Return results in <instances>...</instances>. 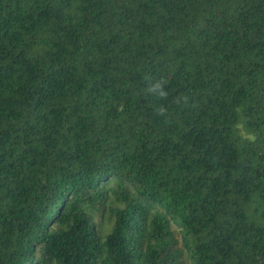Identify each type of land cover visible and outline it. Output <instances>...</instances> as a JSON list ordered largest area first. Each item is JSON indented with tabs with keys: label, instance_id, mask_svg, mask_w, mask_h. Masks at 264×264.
<instances>
[{
	"label": "trees",
	"instance_id": "16d2710c",
	"mask_svg": "<svg viewBox=\"0 0 264 264\" xmlns=\"http://www.w3.org/2000/svg\"><path fill=\"white\" fill-rule=\"evenodd\" d=\"M0 264H264V0H0Z\"/></svg>",
	"mask_w": 264,
	"mask_h": 264
},
{
	"label": "clouds",
	"instance_id": "9594fccd",
	"mask_svg": "<svg viewBox=\"0 0 264 264\" xmlns=\"http://www.w3.org/2000/svg\"><path fill=\"white\" fill-rule=\"evenodd\" d=\"M150 91L154 92V93H158L159 95H163V91L161 90V85L160 84H155L152 86V88L150 89Z\"/></svg>",
	"mask_w": 264,
	"mask_h": 264
}]
</instances>
